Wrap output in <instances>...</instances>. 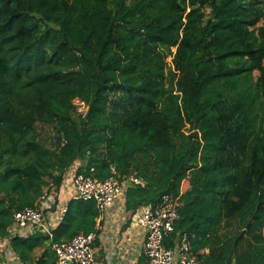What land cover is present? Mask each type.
<instances>
[{"label": "trees", "instance_id": "trees-1", "mask_svg": "<svg viewBox=\"0 0 264 264\" xmlns=\"http://www.w3.org/2000/svg\"><path fill=\"white\" fill-rule=\"evenodd\" d=\"M262 20L264 0H0V238L22 264L100 234L80 198L52 239L12 233L50 184L59 210L77 162L129 212L178 199L166 247L186 232L200 264H264Z\"/></svg>", "mask_w": 264, "mask_h": 264}, {"label": "built area", "instance_id": "built-area-1", "mask_svg": "<svg viewBox=\"0 0 264 264\" xmlns=\"http://www.w3.org/2000/svg\"><path fill=\"white\" fill-rule=\"evenodd\" d=\"M91 172L90 175L75 174L72 176L71 184L77 191L74 199L95 201L100 215L103 216L122 196L125 187L116 175L105 181H100L94 175L95 170L93 168ZM130 180L133 184H144L134 177H131ZM57 194L56 186L50 184L44 189L40 198L41 208L26 207L15 212L12 227L13 235L29 237L40 234L52 239L54 230L64 221L69 211V204H63L56 211L54 227L50 225L49 215L47 216L45 211H52ZM179 208L178 199L167 194L159 205L141 209L137 223L146 230L143 252L147 264H200L198 254L194 251L192 237L188 233H181L173 247L165 246V239L175 231V225L179 218ZM97 240L98 234L96 232L81 233L69 242L55 244L53 249L57 256L56 264H103L97 258Z\"/></svg>", "mask_w": 264, "mask_h": 264}, {"label": "crops", "instance_id": "crops-1", "mask_svg": "<svg viewBox=\"0 0 264 264\" xmlns=\"http://www.w3.org/2000/svg\"><path fill=\"white\" fill-rule=\"evenodd\" d=\"M80 165L81 162L74 164L66 184L59 190L62 204L69 203L77 195L71 178ZM125 196L124 191L114 206L97 220L100 234L96 242V253L98 260L103 264H147L143 252L146 230L137 223L141 208L135 213L127 211ZM56 211H45L53 227ZM44 249H36L35 257H40ZM0 264H22L8 239L0 238Z\"/></svg>", "mask_w": 264, "mask_h": 264}, {"label": "rangeland", "instance_id": "rangeland-1", "mask_svg": "<svg viewBox=\"0 0 264 264\" xmlns=\"http://www.w3.org/2000/svg\"><path fill=\"white\" fill-rule=\"evenodd\" d=\"M261 26H264V20H262V22H261ZM171 59H172V58H170L169 61H171ZM77 106H78V108H79V112H82V113H85V112H86L87 107H86L84 104H82V103H80V102H77ZM51 130H52V129H51L50 127H41V128H40V132H41L42 134H46V133H48V132L51 131Z\"/></svg>", "mask_w": 264, "mask_h": 264}]
</instances>
